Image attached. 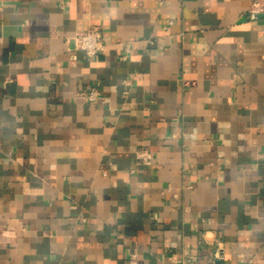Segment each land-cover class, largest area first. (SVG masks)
<instances>
[{
  "label": "crops",
  "instance_id": "0c3cea01",
  "mask_svg": "<svg viewBox=\"0 0 264 264\" xmlns=\"http://www.w3.org/2000/svg\"><path fill=\"white\" fill-rule=\"evenodd\" d=\"M255 1L0 0V264H264Z\"/></svg>",
  "mask_w": 264,
  "mask_h": 264
},
{
  "label": "built area",
  "instance_id": "2783aa9c",
  "mask_svg": "<svg viewBox=\"0 0 264 264\" xmlns=\"http://www.w3.org/2000/svg\"><path fill=\"white\" fill-rule=\"evenodd\" d=\"M262 15H264V0H256L247 10V16L249 20L257 21ZM72 41L75 44V49L83 52L88 58H95L103 54L106 49V44L97 29L78 33L72 38ZM123 59L125 58L123 57ZM83 96L90 102H97L102 98L100 91L91 86L84 90ZM137 159L147 166L152 164V155L147 150L139 151ZM186 264L192 263L187 262Z\"/></svg>",
  "mask_w": 264,
  "mask_h": 264
},
{
  "label": "water",
  "instance_id": "95a60500",
  "mask_svg": "<svg viewBox=\"0 0 264 264\" xmlns=\"http://www.w3.org/2000/svg\"><path fill=\"white\" fill-rule=\"evenodd\" d=\"M216 264H221V262L220 261H217Z\"/></svg>",
  "mask_w": 264,
  "mask_h": 264
}]
</instances>
